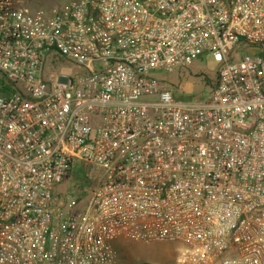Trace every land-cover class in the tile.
Returning <instances> with one entry per match:
<instances>
[{"label":"built area","instance_id":"1","mask_svg":"<svg viewBox=\"0 0 264 264\" xmlns=\"http://www.w3.org/2000/svg\"><path fill=\"white\" fill-rule=\"evenodd\" d=\"M201 56L205 98L157 76ZM121 234L264 264V0H0V264H114Z\"/></svg>","mask_w":264,"mask_h":264},{"label":"rangeland","instance_id":"2","mask_svg":"<svg viewBox=\"0 0 264 264\" xmlns=\"http://www.w3.org/2000/svg\"><path fill=\"white\" fill-rule=\"evenodd\" d=\"M33 5L51 8L53 5H64L68 0H24ZM248 47L239 51V54L248 53ZM219 64L210 56L195 58L186 68L173 72H160L157 76L169 84V88L179 87L173 91L177 96L202 99L209 95L216 78ZM59 69L66 73H73L74 67L65 64ZM94 173H90L89 166L79 164L73 166L69 176L61 181L56 192L60 201L66 198L69 207H80L89 189L94 185ZM114 264H172L173 259L182 244L165 240H136L121 234L113 241Z\"/></svg>","mask_w":264,"mask_h":264},{"label":"trees","instance_id":"3","mask_svg":"<svg viewBox=\"0 0 264 264\" xmlns=\"http://www.w3.org/2000/svg\"><path fill=\"white\" fill-rule=\"evenodd\" d=\"M213 85V84H212ZM176 89L174 88V91H175ZM177 96V95H176ZM178 98H182V96L180 97V96H177ZM191 99V98H190ZM192 99H198V98H192ZM199 100V99H198ZM69 176V174H66L65 175V177H64V180L67 178ZM141 264H148V263H141Z\"/></svg>","mask_w":264,"mask_h":264}]
</instances>
